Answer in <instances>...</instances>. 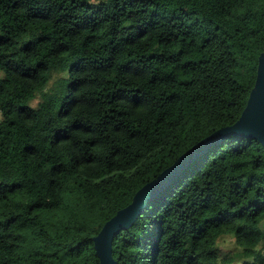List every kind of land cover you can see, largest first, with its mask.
Instances as JSON below:
<instances>
[{"label": "trees", "instance_id": "1", "mask_svg": "<svg viewBox=\"0 0 264 264\" xmlns=\"http://www.w3.org/2000/svg\"><path fill=\"white\" fill-rule=\"evenodd\" d=\"M262 53L264 0H0V264H100L104 224L238 121ZM112 244L118 264H264V144H213Z\"/></svg>", "mask_w": 264, "mask_h": 264}, {"label": "water", "instance_id": "2", "mask_svg": "<svg viewBox=\"0 0 264 264\" xmlns=\"http://www.w3.org/2000/svg\"><path fill=\"white\" fill-rule=\"evenodd\" d=\"M231 135L252 137L264 144V53L259 57L256 81L238 121L233 125L218 129L185 151L171 166L141 187L127 207L119 210L104 224L93 239L100 264H118L112 254L114 236L127 229L141 214L150 199L173 181L190 162L213 144Z\"/></svg>", "mask_w": 264, "mask_h": 264}, {"label": "rangeland", "instance_id": "3", "mask_svg": "<svg viewBox=\"0 0 264 264\" xmlns=\"http://www.w3.org/2000/svg\"><path fill=\"white\" fill-rule=\"evenodd\" d=\"M64 76H66V73H64ZM4 77H5V73L0 70V80H2ZM56 78H57V76H54L52 78V80H50L51 83L50 82H49L50 84L48 83L49 86L47 88H50L52 86V84L56 80ZM38 102H39V99L38 98H35V99H33L31 101L30 104H31V106L36 107L37 104H38ZM220 245L222 246V248L225 251L232 250V249L233 250H236L237 249L236 246H235L234 240L232 238H228V239L226 238L225 240H223V242L220 243Z\"/></svg>", "mask_w": 264, "mask_h": 264}]
</instances>
